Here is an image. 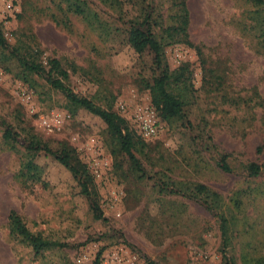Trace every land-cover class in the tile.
Masks as SVG:
<instances>
[{
  "label": "rangeland",
  "instance_id": "rangeland-1",
  "mask_svg": "<svg viewBox=\"0 0 264 264\" xmlns=\"http://www.w3.org/2000/svg\"><path fill=\"white\" fill-rule=\"evenodd\" d=\"M76 1L92 15L76 14L70 6ZM15 7L0 14L8 44L45 66L59 60L76 95L117 113L144 174L104 122L0 48V264H147L142 255L155 264H227L225 254L233 264H264V174L246 171L252 163L264 170L257 6L251 0H16ZM186 16L183 34L176 29ZM146 18L170 70L186 68L179 85L187 101L183 117L166 118L154 104L155 54L138 53L129 42V23ZM146 106L159 120L151 139L134 123ZM1 121L52 151H68L106 221L95 218L74 172L46 151L34 154L5 140ZM220 160L231 173L219 168ZM166 183L183 193L205 187L201 197L215 212L164 192ZM11 212L33 233L69 247L36 254L11 232ZM113 231L142 254L110 237Z\"/></svg>",
  "mask_w": 264,
  "mask_h": 264
},
{
  "label": "trees",
  "instance_id": "trees-1",
  "mask_svg": "<svg viewBox=\"0 0 264 264\" xmlns=\"http://www.w3.org/2000/svg\"><path fill=\"white\" fill-rule=\"evenodd\" d=\"M251 1L257 6V10L253 13L254 15H257V18L253 19L256 24L255 29L258 33H260L259 37L264 40V0ZM70 6L76 14L85 15L86 17L92 15V11L89 9L85 2H71ZM129 25V42L136 50V52L143 53L147 49H149L155 54V64L160 71V76L150 87L154 104L160 111H162L166 118L183 117L184 107L187 105V101L185 96L182 95V92H180L181 88L179 85L184 82L186 68H181L175 71L170 70L169 66L164 60L163 46L152 31V25L149 18H146L143 21H132L129 23ZM187 27L188 19L186 16L179 28H177L176 30L182 31L183 34H186ZM175 38L179 41L182 40L183 37L175 36ZM183 39L189 43L188 37H185ZM0 48L8 51L10 57L18 59L21 67H23V69L29 74H35L42 77L53 89L60 91L63 95L66 96V98L74 107L83 109L104 122L108 126L111 134L118 140L121 150L129 156L136 170L139 173L144 174L142 165L136 158L133 151V135L129 131H126L124 129L123 119H121L117 113L103 110L102 108L96 106L91 100L76 95L67 84L69 80V73L66 69L63 68L62 63L59 60L51 59L49 60L48 65L45 66L42 62H38L35 56L26 57L25 55L20 53L18 48L12 47L10 44H8L1 27ZM1 124L5 128L3 135L5 140L18 143L21 146L25 147L26 150L34 154H37L40 151H46L64 167L74 172L76 178L82 186L83 193L90 203V207L94 213L95 218L98 220H103L104 222L106 221V219L103 217V213L99 205L95 201L92 193L89 191L88 183L84 178V174L81 171L79 173V171L74 166H72L71 157L68 151H52L48 148L47 145L36 138H23L19 133L15 131L14 127L8 124L6 121H1ZM218 166L227 173L232 172L231 167L228 165V163H226L225 160L218 161ZM246 171L248 172L250 177H260L262 176V174H264V170L259 165L257 166V164L254 163L249 164L246 167ZM162 190L164 192L173 194H181L203 205L210 212H215L212 206L209 204L208 200L205 199V197H201L204 193L207 194V189L203 186L195 187L194 190L196 192H192V188L186 187L184 189V192L186 194H189L187 192H191L190 194L193 195H186L182 192V189H179L175 185L167 183L163 184ZM219 218L221 220L222 236L226 240V219L222 215H219ZM9 226L11 232L21 237L29 246L32 247L36 254H42L43 252L54 248L69 247L68 244L61 243L60 241H55L40 234L33 233L26 226L21 217L15 212L10 213ZM109 236L127 245L136 253L142 254L134 245L130 244L126 240L125 236L122 233L113 231L109 234ZM142 256L147 264H155L148 257L144 255ZM226 256L227 255L225 254L227 264H233V260L227 259Z\"/></svg>",
  "mask_w": 264,
  "mask_h": 264
},
{
  "label": "built area",
  "instance_id": "built-area-1",
  "mask_svg": "<svg viewBox=\"0 0 264 264\" xmlns=\"http://www.w3.org/2000/svg\"><path fill=\"white\" fill-rule=\"evenodd\" d=\"M15 2L16 0H0V14L6 12L10 14L15 13ZM134 123L138 129L139 134L144 139L154 138L159 133V120L155 110L150 106H146L142 111L135 113ZM43 124L48 128L51 127V123L47 120H44Z\"/></svg>",
  "mask_w": 264,
  "mask_h": 264
}]
</instances>
